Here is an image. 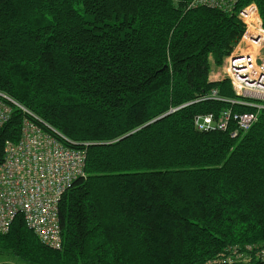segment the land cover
<instances>
[{
  "label": "trees",
  "instance_id": "trees-1",
  "mask_svg": "<svg viewBox=\"0 0 264 264\" xmlns=\"http://www.w3.org/2000/svg\"><path fill=\"white\" fill-rule=\"evenodd\" d=\"M190 1L0 0V92L86 155L58 203L60 248L17 216L0 234L16 262L0 264H240L233 250L264 264V110L234 137V122L195 124L253 110L210 77L243 26ZM249 2L264 27V0L236 7ZM25 118L11 105L0 164Z\"/></svg>",
  "mask_w": 264,
  "mask_h": 264
},
{
  "label": "built area",
  "instance_id": "built-area-1",
  "mask_svg": "<svg viewBox=\"0 0 264 264\" xmlns=\"http://www.w3.org/2000/svg\"><path fill=\"white\" fill-rule=\"evenodd\" d=\"M238 0H191L190 6L205 5L231 12L243 26L241 36L225 57L224 73L238 103L253 110H223L218 119L211 114L196 116L199 130L228 129L234 122L232 137L248 130L264 110V27L257 5L249 2L236 7ZM208 98L217 99L212 90ZM11 105L36 119L23 120L16 142L6 141L0 164V234L7 233L12 221L20 216L27 227L45 246L57 249L62 244L58 219V203L71 183L84 176L85 150L69 146L62 137L21 104L0 92V127L9 119ZM256 246H248L247 249ZM254 258L264 262V244L254 249ZM229 263L250 264L252 257L233 250L225 258Z\"/></svg>",
  "mask_w": 264,
  "mask_h": 264
},
{
  "label": "rangeland",
  "instance_id": "rangeland-1",
  "mask_svg": "<svg viewBox=\"0 0 264 264\" xmlns=\"http://www.w3.org/2000/svg\"><path fill=\"white\" fill-rule=\"evenodd\" d=\"M261 53L264 54V50H262ZM224 62H225V59L223 60L222 64L219 67L218 66L212 67L211 74H210V77L212 79H221V77L225 75V73H224ZM8 258H12L13 260H15L11 256H0V261H8V260H6Z\"/></svg>",
  "mask_w": 264,
  "mask_h": 264
},
{
  "label": "water",
  "instance_id": "water-1",
  "mask_svg": "<svg viewBox=\"0 0 264 264\" xmlns=\"http://www.w3.org/2000/svg\"><path fill=\"white\" fill-rule=\"evenodd\" d=\"M169 113V112H168ZM168 113H166V114H168ZM166 114H164V115H161L160 117H158V118H156V119H154L153 121H155V120H157V119H159V118H161V117H163V116H165ZM153 121H151V122H153ZM150 122V123H151ZM149 124V123H148Z\"/></svg>",
  "mask_w": 264,
  "mask_h": 264
},
{
  "label": "crops",
  "instance_id": "crops-1",
  "mask_svg": "<svg viewBox=\"0 0 264 264\" xmlns=\"http://www.w3.org/2000/svg\"><path fill=\"white\" fill-rule=\"evenodd\" d=\"M6 260H8V261H10V262H16V260H13L12 258H8V259H6Z\"/></svg>",
  "mask_w": 264,
  "mask_h": 264
}]
</instances>
